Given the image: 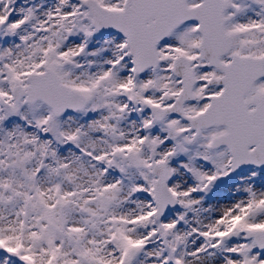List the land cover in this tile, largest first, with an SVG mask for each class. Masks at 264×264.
I'll use <instances>...</instances> for the list:
<instances>
[{"label": "snow or ice", "instance_id": "1", "mask_svg": "<svg viewBox=\"0 0 264 264\" xmlns=\"http://www.w3.org/2000/svg\"><path fill=\"white\" fill-rule=\"evenodd\" d=\"M0 264H264V0H0Z\"/></svg>", "mask_w": 264, "mask_h": 264}]
</instances>
